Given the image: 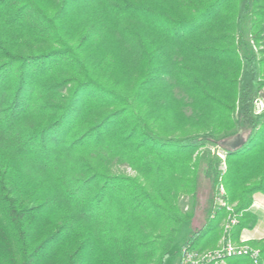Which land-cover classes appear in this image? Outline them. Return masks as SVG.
I'll list each match as a JSON object with an SVG mask.
<instances>
[{
  "label": "trees",
  "instance_id": "obj_1",
  "mask_svg": "<svg viewBox=\"0 0 264 264\" xmlns=\"http://www.w3.org/2000/svg\"><path fill=\"white\" fill-rule=\"evenodd\" d=\"M263 88L264 0H0V241L7 225L21 264H178L222 234L208 147L238 240L264 195ZM249 244L264 264V239Z\"/></svg>",
  "mask_w": 264,
  "mask_h": 264
},
{
  "label": "rangeland",
  "instance_id": "obj_2",
  "mask_svg": "<svg viewBox=\"0 0 264 264\" xmlns=\"http://www.w3.org/2000/svg\"><path fill=\"white\" fill-rule=\"evenodd\" d=\"M261 103L263 105L259 106L258 102H255V109H256V111L258 113H261V112L264 111V102L261 101ZM247 132H248V129L246 128L245 130L241 131V133H239V134H241L242 137L244 136L246 138ZM207 150L212 155L216 156L220 160L219 166L217 167V171L219 172V179H218L219 182L218 183H221L222 182L221 181V176L227 169V165L225 163V155L221 152V150H219L217 148L208 147ZM118 168H119L120 172L124 173L125 175H127V176H129L131 178H139V180L143 179L141 176H139L137 174L136 171L131 169L129 166L123 165V166H118ZM199 177H200L199 178V186H198V191L196 192L197 193L196 194L197 203H196V206L194 207L193 217H192V220H191L192 229L201 228L202 225L204 224V222H206V219H207V208L209 207V205H208L209 195L208 194L210 192L211 184H210L209 180L207 178H205L202 174H199ZM218 183H217V185L215 187V190H214L215 191V194H214L215 199H214V201L216 200V197H217V186H218ZM190 197H191L190 195L181 196V205L183 206V210L184 211H188L190 209ZM222 201L224 202L223 206H220V205L218 206L216 201L214 202V208L215 209L218 210L220 208H222V209L224 208L225 209V213H226V216H225V218L223 220V223L221 225L222 226V234L220 236V239L218 240V243H217V245L215 247H213L211 249H206L204 251H198V252L206 253V252H210V251H213V250L219 248L220 241H221V239H222V237L224 235L223 226L226 223L227 217L230 214H232L237 219V214L235 213V210H234L235 209L234 207L236 206V203H229L226 200V191H225V195L222 198ZM226 208L231 209L232 212L226 210ZM46 223L47 224H42V225L40 224L41 226L38 228L40 230L37 233V237L32 238L33 240L31 241V245H33V246L37 245L41 241V239H43V237L45 235H47V234H49L50 232L53 231L55 225H51L50 219ZM3 226H4L3 228L6 229V231L9 232V233L7 234V233H5L3 231V234H2V236H5V237L3 238L2 241H0V250H2V252H1L2 254L0 253L1 261H2V263L6 262V264H21L22 263L21 260H22V254L23 253L19 249L20 242L14 239V237L12 236L13 232L10 231V229H8L7 225H3ZM231 239H232V237H231ZM232 241L235 242L236 244L248 247L249 249L255 251L257 253V261H259V252H258V250L256 248H253L249 243H246L244 241H240L239 239L238 240H233L232 239ZM62 243H67V242H63L62 241L61 244ZM3 245H4L5 248L3 247ZM61 246L62 245H60V247ZM185 251L186 250H184V252ZM189 251H191V250H189ZM192 251H196V250H192ZM184 252L182 253L183 255H184ZM61 255H62V252L60 251V254L56 258H54L53 263L61 264V259H60ZM181 256L179 257L178 263H179V261L181 259ZM235 257H232V258H235ZM226 260H228V259H226Z\"/></svg>",
  "mask_w": 264,
  "mask_h": 264
},
{
  "label": "built area",
  "instance_id": "obj_3",
  "mask_svg": "<svg viewBox=\"0 0 264 264\" xmlns=\"http://www.w3.org/2000/svg\"><path fill=\"white\" fill-rule=\"evenodd\" d=\"M259 106H262L261 100L256 101ZM225 195V189L221 183L217 186V197L216 203L218 206H223L224 202L222 201L223 196ZM226 210L231 211V209L226 208ZM237 224V219L234 215L230 214L227 217L226 223L223 226V237L220 241L219 248L201 253L198 251H189L186 250L184 255L182 254L181 259L178 264H223L226 259L232 257H249L253 264H258L257 253L248 247L236 244L231 239V230Z\"/></svg>",
  "mask_w": 264,
  "mask_h": 264
},
{
  "label": "crops",
  "instance_id": "obj_4",
  "mask_svg": "<svg viewBox=\"0 0 264 264\" xmlns=\"http://www.w3.org/2000/svg\"><path fill=\"white\" fill-rule=\"evenodd\" d=\"M262 93L263 98L261 101L264 102V88ZM248 211L255 215L257 221L252 228L243 229L238 239L246 243L264 239V195L255 193Z\"/></svg>",
  "mask_w": 264,
  "mask_h": 264
},
{
  "label": "water",
  "instance_id": "obj_5",
  "mask_svg": "<svg viewBox=\"0 0 264 264\" xmlns=\"http://www.w3.org/2000/svg\"><path fill=\"white\" fill-rule=\"evenodd\" d=\"M245 142L241 134L233 136L231 139L222 142L223 146L229 147L231 150L239 147Z\"/></svg>",
  "mask_w": 264,
  "mask_h": 264
}]
</instances>
